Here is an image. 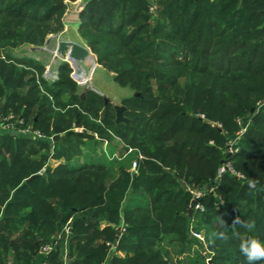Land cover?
I'll list each match as a JSON object with an SVG mask.
<instances>
[{
  "label": "trees",
  "instance_id": "trees-1",
  "mask_svg": "<svg viewBox=\"0 0 264 264\" xmlns=\"http://www.w3.org/2000/svg\"><path fill=\"white\" fill-rule=\"evenodd\" d=\"M73 1L0 0V114L31 120L45 136L29 149L31 138L0 131V264L12 255V264H66V252L67 264H246L240 240L264 242V0H85L81 37L135 92L123 98V121L101 95L76 94L67 62L48 82L38 64L3 50L60 31ZM56 134L51 152L46 137ZM94 135L117 137L121 153L46 165L79 155ZM222 161L242 177L217 176ZM187 185L201 189L202 209L190 214ZM237 216L255 228H233ZM201 225L210 252L189 249L199 242L190 227ZM164 240L187 254L173 258Z\"/></svg>",
  "mask_w": 264,
  "mask_h": 264
},
{
  "label": "rangeland",
  "instance_id": "rangeland-1",
  "mask_svg": "<svg viewBox=\"0 0 264 264\" xmlns=\"http://www.w3.org/2000/svg\"><path fill=\"white\" fill-rule=\"evenodd\" d=\"M72 5H73V2H70V3L68 2V5L64 9V11H63V23L66 21V19L70 18L69 14H72V15L74 14V12L72 11V8H71ZM62 40L75 41V42L83 45L87 49V56L83 60H81V62L79 63L81 66V72H82V77L80 79H76L72 75L73 69L71 68L70 64L68 63V66H70V68H71L68 71V74L72 78V80L75 82V85L77 86L75 92H76V94L80 95V98H81L82 94H84V91H83L84 87L89 84V82L84 81V77L87 76V79H89L90 81H93V75H96L97 82H98V81H100L101 77H104L103 74H105L106 77L109 78L108 79L109 81L107 82V84L109 86L107 93L110 96V102H106V103H110L111 106L115 107V106L124 105L125 103L123 102V100H124L123 98L132 96L135 93L129 87L118 84L114 80V72L108 70L105 66H103L101 63H99L97 61L96 54L92 51L91 47L88 46L86 41L81 37V35L79 33V25L78 24L70 23V25L68 27L64 26L60 31H58L56 33L47 34L44 41L40 44L24 43V44H19L16 46H6L3 50L6 51L9 54V56H11V58H13V57L19 58V59L26 61L28 63L33 62L36 65L38 64L39 68H37L38 71L36 70V76L37 77L42 76L46 81L49 82V80L47 78V74L58 71V65L62 62H65V61H63L62 58L65 57L67 50L64 48L62 49L60 47L59 43ZM2 57H4L3 54H2ZM98 77H99V80H98ZM23 89L27 90V87H24ZM86 94H87V92L85 93V95ZM136 94L139 95L138 92ZM36 115H38V111L36 110V108H34L33 111H31L30 116L32 117V116H36ZM199 116L204 117V115L201 113L199 114ZM5 117L6 118L10 117L9 121L11 124L14 125V129H13L14 133L18 132L19 134H23V136L31 138L30 141L33 143L28 142L27 148L31 149L33 144H35L34 145L35 147H36V145H38V143L35 140H37V138H39L40 136L38 137L36 135H28V134H24V133L19 132L21 130H24L26 127L30 128V129H34V130H39V129L34 128L32 126L34 124L32 123L31 120H29V122L27 124H25L24 118L20 115L17 116L16 114H14L12 112H8L5 115L0 114V128L2 126V121L4 120ZM217 126L221 127L220 123H217ZM244 130L245 129L243 128L241 131H238L237 133L240 135L242 132H244ZM4 131H6V130H4ZM40 133H41V131H40ZM44 137H42V134H41V138H44ZM46 139L50 141L51 137L47 136ZM114 139H116V137H113V140ZM86 140L87 139H83V142H86ZM106 141H107V143H105ZM106 141L104 142L105 148H107V145L110 144V139H108ZM111 142H112V140H111ZM36 148H39V146H37ZM225 148H226L227 153H229V150H231L230 151L231 153H229V154H232V152L236 151L237 147L235 145V140L228 142L227 146ZM9 151H11V150H9ZM51 152H53V150ZM222 162L223 163L217 168V172H216L217 176H221L222 173H224L226 170H228L232 174H234L235 176L242 177L241 173L237 172L230 162H226L225 164H224V161H222ZM224 165H228V166L230 165V166L228 167V169L225 168L222 171L221 167ZM187 189L189 190L190 195H191L190 201L192 199H195L197 201L199 199L200 194H201L200 193L201 189L198 188V185H195V186L187 185ZM211 189H213V188H211ZM213 192H214L215 196H217L218 198L220 197V195H218L215 191H213ZM188 207L190 209V202L188 204ZM201 207H202V205H201ZM197 209H200V208H197ZM189 214H190V212H189ZM67 228H68V226H67ZM191 230H194L197 233L199 232L200 237L198 238L196 235L194 236L192 234ZM190 235L192 236V238H194V237L197 238V240L200 242V243L195 242L194 240L192 242H190V245H189L190 250L191 249L193 250V248H194V249H197L198 251H201V252H204V251L210 252V249L208 247V240H207L208 239V237H207L208 233L206 232V226L205 225H201L200 227H198L196 229L195 228L192 229L190 227ZM162 250L168 251L169 253H171V255H173V258H177V259H182V258H184L185 254H187V252L185 250L183 251V247L180 243L169 242L166 240H164V242L162 244ZM110 251H111V249L109 250V252ZM10 258L12 259L13 255L10 256ZM209 259H210V256L207 258L208 262H209ZM65 261H66V256L64 255V263H65Z\"/></svg>",
  "mask_w": 264,
  "mask_h": 264
},
{
  "label": "crops",
  "instance_id": "crops-1",
  "mask_svg": "<svg viewBox=\"0 0 264 264\" xmlns=\"http://www.w3.org/2000/svg\"><path fill=\"white\" fill-rule=\"evenodd\" d=\"M71 8L74 14L73 15L69 14L70 18L66 19V21L64 22V26L66 27H68L70 23L79 25V11H77V5L73 3ZM103 76L104 77H101L100 81L98 82H97L96 75H93V81H90L89 79H87V76L84 77V81L89 82V84L84 87L83 91L87 90V92H90V91L95 92L101 95L103 99L106 97L108 99L107 102H110V96L107 93V90L109 89V86L107 84V82L109 81L108 80L109 78H107L105 74H103ZM98 80H99V77H98ZM84 139H87V138H84ZM116 139L114 140L112 139V142L110 140V144H108L107 148H105V143H107L106 139H99L97 135H94V138L87 139L86 142H83V144L81 145V152L79 155L75 157H71L70 159H68V161L64 157L50 156L46 161V165L51 168L55 167L57 164H63V163L67 164L68 166H78L83 163H93L98 160L110 159L112 157H116L121 153L120 150L122 148L121 141H119L118 139L116 140ZM55 140H53V138L51 137V140L49 141L51 151L53 150L52 148H53ZM116 254L123 256L125 252H123L122 250H119L116 252ZM5 264H12V259L10 258V256H8V259L5 262Z\"/></svg>",
  "mask_w": 264,
  "mask_h": 264
},
{
  "label": "built area",
  "instance_id": "built-area-1",
  "mask_svg": "<svg viewBox=\"0 0 264 264\" xmlns=\"http://www.w3.org/2000/svg\"><path fill=\"white\" fill-rule=\"evenodd\" d=\"M73 3H75L77 5V11H80L83 6L85 5V0H75L73 1ZM72 42L75 41H71V40H62L60 41V47L63 49H66V55L63 59V61L67 62L70 64L71 68L73 69L72 75L76 78V79H80L82 77V72H81V66H80V62L81 60H83L87 55H83L82 53L78 52V57H74L71 55L72 53ZM45 75V74H44ZM47 78L49 80V82H52L54 80H56L58 78V71H55L53 73H48L47 74ZM11 117V116H10ZM4 118V120L2 121V126H1V130L0 131H13L14 129V125L10 123L9 118ZM3 129V130H2ZM21 133L24 134H28V135H36V136H40L41 137V133L39 130H34V129H30L28 127H26L24 130L19 131ZM231 150H229V153ZM230 166V165H229ZM228 165H224L221 167V170L223 171L225 168L228 169L229 167ZM131 168L134 170L136 168V163L133 162ZM44 171V167L41 169V171L39 173H42ZM201 193V192H200ZM198 197V196H197ZM195 209L197 208H202L200 203L196 201V204L194 206ZM192 228V227H191ZM193 229V228H192ZM192 234L195 236H197L198 238L200 237L199 232L197 233L194 230H191ZM51 245L50 244H45L41 247V251L48 253L51 250Z\"/></svg>",
  "mask_w": 264,
  "mask_h": 264
},
{
  "label": "clouds",
  "instance_id": "clouds-1",
  "mask_svg": "<svg viewBox=\"0 0 264 264\" xmlns=\"http://www.w3.org/2000/svg\"><path fill=\"white\" fill-rule=\"evenodd\" d=\"M250 187H255V182L250 183ZM220 225L223 227L224 221L220 220ZM239 225L241 228H244L251 232L255 228V222L250 220H241L239 216H237L233 220V228ZM214 238H219L221 240L227 241L229 239L226 231H217L213 234ZM233 235H237L233 233ZM239 252L241 256L245 259L246 264H258L260 261H264V242L261 240L249 236L245 239L240 240L238 245Z\"/></svg>",
  "mask_w": 264,
  "mask_h": 264
},
{
  "label": "water",
  "instance_id": "water-1",
  "mask_svg": "<svg viewBox=\"0 0 264 264\" xmlns=\"http://www.w3.org/2000/svg\"><path fill=\"white\" fill-rule=\"evenodd\" d=\"M78 52L82 53L83 55H87V49L83 45H81L77 42H72V53H71V55L77 58ZM86 92H87V90L84 91V94H82L81 98L84 97ZM107 101H108V99L105 97L104 102L106 103ZM115 110H116V121L126 120L125 117L123 116V107L122 106H115ZM253 110H254V107H251L250 110L247 112V116H250ZM245 121H246V118H243V122H245ZM11 133H14V131H11ZM58 137H59V135L56 134L52 138H53V140H55ZM29 179H30V177H28L26 179V181H28ZM195 204H196V200L192 199L190 201V209H189L190 213L193 211ZM111 225L114 226V224H111ZM115 233H116V235H120V233H121L120 227H117L115 229ZM65 256H66V264H67V262H68V253L67 252H66Z\"/></svg>",
  "mask_w": 264,
  "mask_h": 264
}]
</instances>
